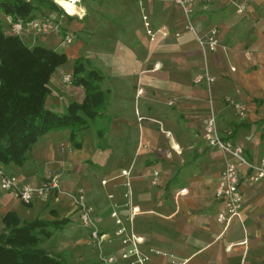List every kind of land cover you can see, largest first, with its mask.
I'll list each match as a JSON object with an SVG mask.
<instances>
[{
  "label": "crops",
  "instance_id": "0c3cea01",
  "mask_svg": "<svg viewBox=\"0 0 264 264\" xmlns=\"http://www.w3.org/2000/svg\"><path fill=\"white\" fill-rule=\"evenodd\" d=\"M125 1L131 10L119 12L118 25L113 21L112 27L105 26L111 38L104 37L102 50L96 52L95 66L103 72L106 94L103 114L95 120L101 125L96 130L100 143H94L88 127L73 141L68 129L51 131L27 152L33 164L26 160L21 166L0 165L4 173L33 185L48 170L60 177L68 171L66 180L60 178L62 193L48 200L23 204L11 191L0 189V226L9 211L22 221L64 218L63 227L44 240L48 252L67 264H103L67 195L84 187L99 228L115 230L110 216L115 211L126 233L144 238L142 251L165 250L187 259L185 264H264V179L240 184V219L232 218L222 230L216 221L222 203L214 188L229 157L202 136L203 120L212 109L224 137L241 145L250 160L264 156V0L197 1L191 14L195 30L218 29L220 45L212 52H203L185 32L181 12L171 2L143 0L141 7L138 0ZM239 3L245 6L242 13L236 12ZM142 10L153 28L165 25L170 35L149 41ZM46 39L55 47V36ZM204 68L215 77L209 86L194 82ZM61 84L66 83L60 69L51 78L46 99V105L59 112L83 97L80 86L68 96ZM224 96L241 103L246 116L239 118ZM83 147L95 166L78 185L91 161L79 157V166L71 160ZM154 170L159 172L157 185L150 182ZM61 195L68 197L69 205L60 203ZM103 247L106 253L124 248L117 237ZM164 261L154 257L148 264Z\"/></svg>",
  "mask_w": 264,
  "mask_h": 264
},
{
  "label": "trees",
  "instance_id": "16d2710c",
  "mask_svg": "<svg viewBox=\"0 0 264 264\" xmlns=\"http://www.w3.org/2000/svg\"><path fill=\"white\" fill-rule=\"evenodd\" d=\"M40 8L57 15L62 12L53 0H0V15L14 19L35 18ZM72 18L65 15V20ZM36 37L27 42L7 33L0 17V165H23L31 147L51 131L68 129L73 141L78 131L102 115L106 99L100 88L103 74L86 69L80 59L73 66L72 83L82 88L81 101H72L63 112L46 105L51 78L68 56ZM64 221L39 217L22 221L15 212H7L0 226V264H67L44 245Z\"/></svg>",
  "mask_w": 264,
  "mask_h": 264
},
{
  "label": "built area",
  "instance_id": "2783aa9c",
  "mask_svg": "<svg viewBox=\"0 0 264 264\" xmlns=\"http://www.w3.org/2000/svg\"><path fill=\"white\" fill-rule=\"evenodd\" d=\"M30 2L31 0H24ZM62 9V12L57 15L54 12L46 14L44 17H35L24 20L17 17L5 16L8 22L7 33L18 36L20 38L33 35L34 37H48L55 36L57 38V46L66 47L73 41L72 31L63 28L65 15H74L83 17L85 14L84 8L81 6L82 0H67L76 6L77 10L73 14H69L66 9L58 4L57 0H53ZM142 7L143 0H138ZM159 2H171L176 6L184 20L185 32L191 33L197 45L203 52L215 51L220 45L219 33L216 27H210L203 33H198L191 20V14L194 4L200 0H151ZM236 12L242 13L245 9L244 4H235ZM142 20L145 27L148 40L153 42L158 36L167 38L170 35V30L165 25L152 27L148 21L147 15L142 10ZM180 32H176L178 36ZM72 76L70 73H62L63 82H70ZM215 77L204 68L202 73L194 77L195 83L204 82L209 86ZM226 103L230 104L239 118L246 116L245 107L229 96H224ZM202 136L205 142L211 146L221 150L229 157V161L218 175L217 182L214 188V196L221 201L222 205L216 215V221L223 226L225 230L232 218L240 219V210L243 205V197L240 184L242 182L247 184H254L264 179V156L256 160H250L244 148L232 141L228 137H224L218 129L216 116L211 109L209 114L203 120ZM122 175L128 176V172L123 170ZM159 179V172L154 170L151 174L150 182L152 185H157ZM106 181L102 180L101 184ZM126 185L129 187V182ZM0 189L8 190L20 200L23 204H30L36 198L48 200L50 197H55L62 193L61 180L58 172L48 170L43 180L38 185L30 183H21L14 175L4 173L0 167ZM71 200V204L75 207L79 214V221L82 226L88 229L90 240L99 250L100 260L103 264H114L118 260L126 261L128 264H148L152 258L159 257L165 261L163 263L154 262V264H185L187 259L177 258L173 253L147 247L142 251L141 247L144 243V238L135 234L134 232L126 233V228L122 224V220L118 217L115 211L110 213L116 225L115 230L110 233L102 231L97 225L94 218V207L87 200V192L84 187L75 188L73 191L67 193ZM111 196V195H110ZM125 196L129 197L127 192ZM119 238L123 249L106 253L104 251V244L111 243L113 239ZM167 262V263H166Z\"/></svg>",
  "mask_w": 264,
  "mask_h": 264
},
{
  "label": "rangeland",
  "instance_id": "374dc122",
  "mask_svg": "<svg viewBox=\"0 0 264 264\" xmlns=\"http://www.w3.org/2000/svg\"><path fill=\"white\" fill-rule=\"evenodd\" d=\"M81 6L85 10V14L83 15V17L78 16V14H74L72 15L73 18L69 19L70 22L72 21V23H77L81 28L80 30L77 31L76 29H74L75 27L71 26L72 24L71 23L69 24L68 21L66 23L64 22L63 28L72 31L74 35L71 44H69L66 47H60L57 46V44H55V48H57L59 51H65L67 53L68 61L60 69L62 70V73H70L71 76H72L73 66L78 59H80L83 62L86 69L94 68L97 69L99 72H102L97 66H95V64H97L96 52L102 50L103 46L102 45L100 46V42L104 40L103 39L104 37L108 39L111 38L109 35H106V33L104 32V28L105 26L112 27L113 25L111 24L113 23V21L115 22V24L117 25L119 24L118 17H119V12H121V10L125 11L128 8L129 11L131 10L129 4L125 0H82ZM47 13H48L47 10L40 8L39 11H36V17H44ZM0 17H1L3 30L6 31L8 28V22L6 21L4 15L1 14ZM50 37L51 36H48L47 38ZM31 38L33 39L35 37L33 35L24 37V39L27 40V42L28 40L31 42ZM36 38L39 40L40 43H43L48 47H53V43L49 39H46V37L43 39V37L37 36ZM61 86L64 88V94H67L68 96L69 94H72L71 96H73L74 92L79 87L74 83H72V79L70 82H67L65 85L61 84ZM100 88L103 89V79L100 82ZM81 94H83V91H81ZM69 100L70 99L68 98L67 101ZM49 103H53V100L50 101ZM103 109H102V114H103ZM98 119L99 118H97V120ZM93 122L89 124L88 128L92 129L91 132L93 133L92 137L94 143H100V136L96 132V130H98L101 125H99L97 121H93ZM78 134L79 132L77 133L75 140L80 139L79 138L80 136H78ZM89 135L90 134L88 133V136ZM95 136L98 138L96 141L94 139ZM76 149H80V148H76ZM96 149H98V146H96ZM86 150L87 149H85L84 147L82 150H75L74 158L73 160H71L72 164L81 166L78 160L79 157L81 159L87 158L88 154L85 153ZM87 159H90L91 162H88L86 164L85 166L86 169L83 172L84 175L82 179L79 181L78 185H83L86 182L87 178L89 177V174L91 173V171L95 166L92 164L93 163L92 161L94 159L93 156H89ZM26 160L28 161L27 163L29 165L33 164L34 162L31 159V157L28 158V153L26 155L25 162ZM67 175H68V171H63L61 173L60 178L62 180H66L68 177ZM69 202L70 200L68 199V197L64 195L60 196V203L63 204L65 203L67 206L69 205Z\"/></svg>",
  "mask_w": 264,
  "mask_h": 264
},
{
  "label": "bare ground",
  "instance_id": "6f19581e",
  "mask_svg": "<svg viewBox=\"0 0 264 264\" xmlns=\"http://www.w3.org/2000/svg\"><path fill=\"white\" fill-rule=\"evenodd\" d=\"M57 2L63 6L69 14H73L77 10L76 6L67 0H57Z\"/></svg>",
  "mask_w": 264,
  "mask_h": 264
}]
</instances>
